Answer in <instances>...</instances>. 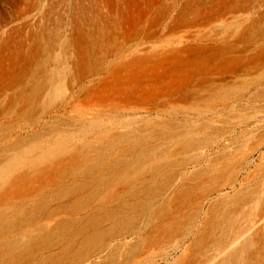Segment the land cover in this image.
I'll use <instances>...</instances> for the list:
<instances>
[{
	"label": "rangeland",
	"instance_id": "obj_1",
	"mask_svg": "<svg viewBox=\"0 0 264 264\" xmlns=\"http://www.w3.org/2000/svg\"><path fill=\"white\" fill-rule=\"evenodd\" d=\"M1 213L2 264H258L264 0H0Z\"/></svg>",
	"mask_w": 264,
	"mask_h": 264
},
{
	"label": "bare ground",
	"instance_id": "obj_2",
	"mask_svg": "<svg viewBox=\"0 0 264 264\" xmlns=\"http://www.w3.org/2000/svg\"><path fill=\"white\" fill-rule=\"evenodd\" d=\"M66 188H69V186L67 185L66 186ZM71 189H72V187H70ZM140 203H138V204H136V206L137 205H139ZM153 204H154V202H153ZM150 201H148L147 202V205L148 206H150V205H153ZM134 210V207L132 206V207H126V208H119L117 211H116V218L115 219H113V222L115 223V226H117V225H123V224H129V225H131L132 224V221L131 220H129V219H127L126 217H127V215H128V213L129 212H132ZM17 215L16 214H14L13 215V218H12V220L13 219H18L17 217H16ZM7 217H9V215H6V214H4V213H1L0 214V225H3V226H5V225H7L8 223H9V220L7 219ZM134 219V218H133ZM76 220V219H75ZM92 219H90L89 221H88V223L91 221ZM77 222V221H76ZM75 222V223H76ZM78 223V222H77ZM76 224H74L73 223V221H71V220H69V221H65V220H63V221H59L58 223H57V225H56V227H58V230H60V229H62V228H64L65 226H68V227H70L71 229H72V232H74V231H76V230H78V227L77 226H75ZM49 231L48 230H46V233H48ZM109 234V230H108V232L106 231H101V230H99L98 228H96V231H93V232H88V233H86V235H85V237H84V240H83V243L86 245V246H88V245H90V244H92L94 241L95 242H99V240L102 238V237H104L106 234ZM40 234H42V233H40ZM39 234V235H40ZM39 235L38 236H36V237H33V238H30V236L29 237H27V239L26 240H24V243H25V245H28V243L29 242H36L38 245H43V244H45L46 243V239H45V237L43 238V237H40V238H38L39 237ZM76 236H74L73 235V238H75ZM30 238V239H29ZM19 239H13L12 241H10L9 243H6V244H4V253H2V255H0V264H2V260L4 259V258H6V257H8V256H14V258H13V260H14V263H16V261L19 259V258H21V255H20V253L18 254V253H16V254H12L13 252H15V250L19 247V245H20V243H19ZM115 249H117V248H113V251H111V254L112 255H115V253H117V251L115 250ZM237 251H233V252H231L229 255H227V256H224L223 257V259L221 260V262L219 263V264H233L232 262H234V261H236V260H239L238 259V257H237ZM257 261H259V263L258 264H264V258L263 259H258Z\"/></svg>",
	"mask_w": 264,
	"mask_h": 264
}]
</instances>
